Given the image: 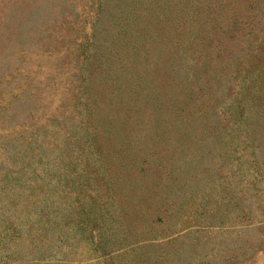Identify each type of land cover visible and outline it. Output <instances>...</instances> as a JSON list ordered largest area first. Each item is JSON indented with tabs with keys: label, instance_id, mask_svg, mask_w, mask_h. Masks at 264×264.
Returning a JSON list of instances; mask_svg holds the SVG:
<instances>
[{
	"label": "rangeland",
	"instance_id": "374dc122",
	"mask_svg": "<svg viewBox=\"0 0 264 264\" xmlns=\"http://www.w3.org/2000/svg\"><path fill=\"white\" fill-rule=\"evenodd\" d=\"M200 2L176 37L152 0H0V264H264V0L232 38Z\"/></svg>",
	"mask_w": 264,
	"mask_h": 264
},
{
	"label": "trees",
	"instance_id": "16d2710c",
	"mask_svg": "<svg viewBox=\"0 0 264 264\" xmlns=\"http://www.w3.org/2000/svg\"><path fill=\"white\" fill-rule=\"evenodd\" d=\"M178 2L179 0H152V16L153 15L155 16L156 23L158 24L157 30L160 31L167 30L171 32L172 35L174 33L176 37H179L180 34H182L185 31H191V28H188L186 30L184 28V22L185 20H189V18L188 19L181 18V16H178L175 25L176 29H178L177 31H173L175 28L174 26L166 28L163 24L165 22L167 25H169V22L171 20L175 22L174 19L177 16L174 15L172 10H174L173 6L176 5ZM256 2H258V0H201L200 3L196 4V6L192 8V10H194L197 7L202 8L201 10L203 11V13H201L200 16H198L200 27L198 29V32H196L197 36L203 34L204 36L211 37L213 36L211 32H215L216 36L220 34L228 33L227 37L232 38L235 36V33L236 34H241L243 32L249 33V30L252 29V27L256 22V16L258 12L254 4ZM204 12H207L209 14V18L208 17L203 18ZM211 13H215L216 15H218L220 17L219 20L217 21V18L215 16L210 15ZM163 16L165 17L163 18ZM229 21H232V24H227ZM232 25L234 27H232ZM206 26L208 27V30L204 31L203 29ZM231 31H234L235 33ZM156 35L159 36V32H157ZM114 55L116 56L118 61L115 69L118 70L122 69L123 71H125L126 68H128V64H129V62H127L128 58L132 55L133 56L137 55V52L131 50H115L109 56L110 58H112V56ZM133 60L134 59H132L130 63H133ZM229 61H230L229 58L226 57L225 60H221V62H216L215 65H218L219 68H222L225 65H227ZM201 70L203 71L207 69L206 67H203ZM137 75H138L137 79L144 76V74L142 73L141 74L137 73ZM169 79H170L169 84L173 86L174 84L173 77ZM140 109L141 108H138L137 111H140Z\"/></svg>",
	"mask_w": 264,
	"mask_h": 264
}]
</instances>
